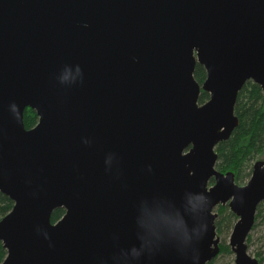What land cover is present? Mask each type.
<instances>
[{"label":"water","instance_id":"95a60500","mask_svg":"<svg viewBox=\"0 0 264 264\" xmlns=\"http://www.w3.org/2000/svg\"><path fill=\"white\" fill-rule=\"evenodd\" d=\"M249 81L264 92V0H0L3 264H209L226 204L235 264H260L264 161L244 186L216 169Z\"/></svg>","mask_w":264,"mask_h":264},{"label":"trees","instance_id":"16d2710c","mask_svg":"<svg viewBox=\"0 0 264 264\" xmlns=\"http://www.w3.org/2000/svg\"><path fill=\"white\" fill-rule=\"evenodd\" d=\"M195 80L202 87L207 79V73L203 66L197 64L194 72ZM210 100V94L201 91L198 104L204 105ZM235 115L239 119V126L232 136L216 147L218 160L217 171L235 176V183L244 186L251 179L254 167L264 161V92L253 82L246 83L238 95L235 106ZM39 122L36 111L27 108L24 115V124L27 130L34 128ZM210 184H214L213 181ZM212 186V185H210ZM14 207L9 197L0 192V220L8 215ZM217 218L215 226L217 236L220 239V254L209 264H235V256L226 242L231 237L232 231L238 222V217L231 211L228 204L219 205L215 209ZM65 215L64 209H58L52 214V223L59 222ZM252 240L264 245V202L258 207L255 225L252 230ZM249 246V244H248ZM259 263L264 264V256L258 251ZM7 257V251L0 242V264Z\"/></svg>","mask_w":264,"mask_h":264},{"label":"rangeland","instance_id":"374dc122","mask_svg":"<svg viewBox=\"0 0 264 264\" xmlns=\"http://www.w3.org/2000/svg\"><path fill=\"white\" fill-rule=\"evenodd\" d=\"M249 180H250V179H249ZM249 180H247L246 182L248 183ZM247 183H246V184H247ZM246 184H245V185H246ZM210 185H213V184H209V187H210ZM215 211H216V210H215ZM252 234H253V233H251V235L249 236V238L252 236ZM248 240H249V239H248ZM226 242H228V244H229V242H230V238H229V237L226 239ZM252 242H253V243H249V241H247V244H249V246H248V252H249V254H250L252 257L256 258L257 260H260V258H258L256 255H257V253H258V251H259V252H261L262 256H264V245L261 244V243L258 242V241H255V242H254V240H252ZM234 256H235V255H234Z\"/></svg>","mask_w":264,"mask_h":264}]
</instances>
